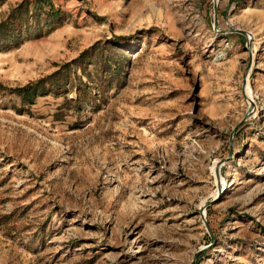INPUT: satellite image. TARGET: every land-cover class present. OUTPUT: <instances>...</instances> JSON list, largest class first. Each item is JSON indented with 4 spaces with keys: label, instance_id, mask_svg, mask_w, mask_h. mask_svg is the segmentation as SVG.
Returning <instances> with one entry per match:
<instances>
[{
    "label": "rangeland",
    "instance_id": "374dc122",
    "mask_svg": "<svg viewBox=\"0 0 264 264\" xmlns=\"http://www.w3.org/2000/svg\"><path fill=\"white\" fill-rule=\"evenodd\" d=\"M9 13L0 264H264V0Z\"/></svg>",
    "mask_w": 264,
    "mask_h": 264
},
{
    "label": "trees",
    "instance_id": "16d2710c",
    "mask_svg": "<svg viewBox=\"0 0 264 264\" xmlns=\"http://www.w3.org/2000/svg\"><path fill=\"white\" fill-rule=\"evenodd\" d=\"M13 10H11L12 13ZM11 13L8 14V16H6L5 18L0 20V49L4 48L3 44H5V42H8V37L13 33V31L15 30V20L17 18H19V16L17 17H12ZM55 13L53 12L52 15H54ZM24 94H28V92H26L25 88L22 89Z\"/></svg>",
    "mask_w": 264,
    "mask_h": 264
}]
</instances>
